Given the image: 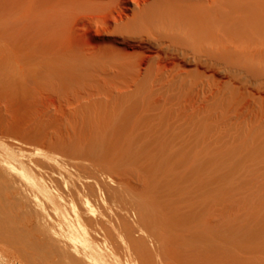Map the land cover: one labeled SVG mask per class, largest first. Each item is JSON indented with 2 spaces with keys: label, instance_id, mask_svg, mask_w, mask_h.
I'll use <instances>...</instances> for the list:
<instances>
[{
  "label": "rangeland",
  "instance_id": "obj_1",
  "mask_svg": "<svg viewBox=\"0 0 264 264\" xmlns=\"http://www.w3.org/2000/svg\"><path fill=\"white\" fill-rule=\"evenodd\" d=\"M119 7L130 6L125 0H0V172L16 181L9 207H0V264H91L79 255L71 259L69 234L78 228L80 208L62 175L75 177L63 166L77 162L74 147L81 151L89 141L117 161L111 187L124 188L127 180L134 186L138 174L148 188L165 184L162 208L153 213L157 224L142 229L125 202L102 214L98 197L90 199L92 218L115 222L128 215L151 264H264V120L213 110L198 118L192 108L166 106L157 96L145 104L136 98L138 114L126 118H116L110 104L101 118L90 116L89 97L105 86L104 74L82 64L95 62L87 58L100 49L134 52L113 32ZM226 79L220 73L214 80ZM247 88L257 93V84ZM262 92L264 98V85ZM108 125H119L117 134ZM44 162L62 171L52 166L62 173L54 174L57 181ZM88 169L84 179L90 172V179L102 178ZM39 184L42 191H35ZM96 191L104 195L100 185ZM125 194L132 201L134 193ZM85 227L98 264H141L125 233L115 232L117 242H110L100 229Z\"/></svg>",
  "mask_w": 264,
  "mask_h": 264
},
{
  "label": "bare ground",
  "instance_id": "obj_2",
  "mask_svg": "<svg viewBox=\"0 0 264 264\" xmlns=\"http://www.w3.org/2000/svg\"><path fill=\"white\" fill-rule=\"evenodd\" d=\"M125 5L130 7L117 9L119 19L113 32L122 36L126 50L131 49L134 52L100 49L91 55L93 58H87L95 62L82 64L83 68L88 67V71L95 70L104 74L102 78L105 86L92 90L89 97L91 117L101 118L103 112H108L110 104L116 118H126L138 114L139 97L143 100L142 104H145L146 98L157 96L156 101H164L166 106L170 102L171 105L174 103L173 105L181 108L182 104L185 109L192 108V115L198 118L200 114L213 110V113H209L216 115L225 112V115L232 118L235 112L238 113L237 119L245 115L252 117V121L255 119L254 121L263 122L264 0H125ZM104 58L109 61L107 69L104 66ZM220 73L227 79L216 83L215 76ZM251 84H257L256 94L243 91ZM237 96H242L241 100ZM247 97L248 103L240 111L239 107ZM166 111L168 112V109ZM162 113L163 111L161 115ZM90 126V131L95 130L93 125ZM109 127L110 125L106 128L111 129L110 133L117 134L119 125ZM4 142L6 144V141H2ZM96 146L97 144L91 141L81 151L72 146L76 150L73 156L77 162H72L73 164H68L70 166L67 167L64 160L65 165L60 161L64 165L63 168L70 175L77 177L81 181L78 182L82 184L71 181L75 177L71 176L69 179L67 173L65 177L64 174L53 171L52 166L57 164H47L48 160L44 162L47 164L45 167H52V170L47 168L51 172L50 179L57 181L54 174H62L67 195L79 204L78 228L71 230L69 234L71 259L74 261L79 255L82 262L98 264L92 245L94 240L86 237L88 230L85 226H88L92 232L98 229L103 231L104 238L110 242H117L118 236L115 239V232L125 233L128 248L136 253L140 263L151 264L143 239L133 236L135 231H138V226L133 228L134 225L127 220L128 215H119L115 222L104 221L101 216L92 218L89 215L93 212L90 199L98 197L101 209H104L102 214L110 208L119 210L125 202V212L129 211L128 209L134 210V213L136 211V219L139 222L136 221L142 229L145 223L149 226L154 221L157 222L153 213L162 208L165 184L159 186L155 183L152 188H148L149 182L146 183L143 176L138 174L134 186L129 180L125 181L124 188H127V191L120 185L117 188L111 187L108 181L113 176L112 167H116L117 161H113L108 152L105 153ZM55 156L52 155V158ZM60 159L58 158V161ZM67 161L70 163L69 159ZM44 163L37 164L46 169L42 166ZM88 167L99 172L102 178L94 174L90 179V172L88 179H84L86 175H83ZM56 169L59 170L57 166ZM8 175L0 172L2 209L9 207L7 204L11 198L8 196V190L11 187L14 189L16 184L15 178L12 179L14 176L9 180ZM81 179L86 182L83 183ZM137 184L142 186L138 187ZM97 185H100L104 192L101 198L97 195ZM42 187V184L37 185L35 191H42ZM128 191L134 193V197L132 201L126 202L125 193ZM161 262L158 260V264Z\"/></svg>",
  "mask_w": 264,
  "mask_h": 264
}]
</instances>
